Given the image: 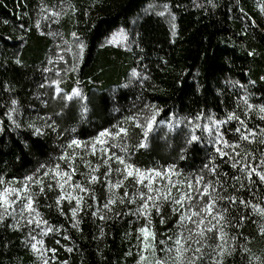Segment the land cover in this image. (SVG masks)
Returning <instances> with one entry per match:
<instances>
[{
  "label": "rangeland",
  "instance_id": "rangeland-1",
  "mask_svg": "<svg viewBox=\"0 0 264 264\" xmlns=\"http://www.w3.org/2000/svg\"><path fill=\"white\" fill-rule=\"evenodd\" d=\"M206 3L208 4L207 0H192L188 3L186 0L179 2L145 0L141 5L140 0H28L20 23L13 24L7 21L0 23V63L6 78L5 97L4 101L0 102V138L9 132L13 134V130L19 131L18 135H14V139H18L20 136L27 137L25 133L21 135L20 131L30 130L34 136L44 134L45 129L50 127L48 119L52 118V115L44 113L50 108V98L57 101L55 106H57L58 130L61 129L62 135L71 132L74 135L65 142L59 157L47 164V169L40 174L39 178L46 180V184L51 185V187H47L46 191L51 192L54 199L59 201L58 207L63 208L65 216L71 218L70 224L65 218L64 223L72 225L76 229H81L79 213L90 205L95 192L93 191L94 185H99L102 181L105 182L107 194L103 195L101 200H94L96 208L93 215H98L106 223L120 216H123L120 219L124 221L126 219L124 214L130 215L139 242V247L136 250L140 253V259L132 264H155L157 260L164 261L165 264H174L177 247L175 241L181 237L184 239L181 240L180 247L191 240L187 243L191 245V250L183 254L184 264H187L188 258L195 259L196 263H199L200 257H210L214 254L215 241L212 238L207 242L206 236L208 228L215 224L214 220L217 215L213 217L214 220H203L204 223L200 224L202 227L195 233L194 225L189 222L194 220L193 217L196 218L194 221L198 222L201 215L196 211L198 208L188 204L185 199L182 201L186 203L184 207L177 204L178 210L183 209V213L172 223H164L165 227L159 234L156 230L155 220H145L144 222L136 220L135 214L148 217L146 211L166 198L165 191L176 197L177 195L174 193L179 192L180 189L177 184L169 180L170 166H172L168 165L170 159L150 164L147 160L136 157L131 150V148L136 150L139 146H147L151 149L154 147L155 155L158 156L165 149V144L162 143L168 140V136L165 134H171L170 132L176 130L185 134L187 128L190 131L197 130L199 117L206 110L204 108L202 110L191 109L194 112L191 114L198 116L189 114L188 123H191L192 126H186L188 115L184 116L180 112L182 110H178V103L172 99L178 97L176 94L179 79L192 67L189 62L184 65V62L179 64L176 61L177 55L181 57L180 52L185 49L184 45L191 30L187 27L185 32L179 26L181 24L185 26L184 20L198 12L199 4L201 6ZM209 3L211 6L212 3L215 5V0H209ZM137 7L139 10H136ZM129 8L136 12L128 16L129 18H124V15H127L126 10ZM247 13L249 20L245 23L246 28L255 34L256 38L259 36L260 39H258L264 45V9H258V6L254 5ZM227 16L228 20L224 25L228 32H231L240 20L233 19L228 14ZM31 27H37L42 33L49 34L53 38L51 52L49 55L47 54L46 60L37 64H33L28 58V29ZM168 33H171L173 44L170 50L164 49L163 51L162 46L165 40L167 41ZM260 35L263 36L262 39ZM95 38H99V45L103 44L108 48L104 58L99 61V65L86 58L88 51L91 52L94 48ZM99 45L98 48H100ZM116 47H122L128 54L125 62L124 82L107 84L103 90L69 83V77L83 78L99 71L108 70L110 62L107 53L111 48ZM225 56L223 63L234 68L232 67L231 71H226L227 80L223 79L216 83L217 85H208V92H211L212 96H218L229 85L236 87L238 85L239 88H242V94L245 96H255L256 90L264 91V86L255 85L253 90L247 88L246 86L249 87L248 79L242 65L232 54L228 53ZM94 64L97 67L92 70ZM103 96L109 99L110 107L108 106L109 108L106 109L108 113L100 109V114L109 115L118 112L120 103L129 113L125 112L126 117L122 118L116 126L105 123L103 128L95 130L90 122V117L97 109L99 104L97 101H100ZM124 100H128V102L125 103ZM130 100L136 104L128 106ZM36 104L39 107L33 106ZM183 106L184 108L188 107L187 105ZM209 118L210 116L203 122V127L211 126ZM132 120H136L138 127L141 126V131L139 130L136 139L126 127ZM213 121L216 123V118ZM122 128L126 131L121 132ZM147 130L148 132H146ZM102 132H105V135L101 136ZM204 136L206 135L200 134V138ZM73 141H78L79 144H73ZM16 142L18 143L17 140ZM205 143L215 155V158L212 157L210 160V166L215 173L224 163L223 159L234 165L231 160H227V152L220 154L219 144L215 138L210 144L206 138ZM30 144L34 145L33 142ZM0 145L7 147L4 141ZM1 146L0 155L2 154ZM226 147H228L227 144L224 145V148ZM43 149V142L38 143L36 154L43 152ZM239 149L234 156L238 157V163L241 165L239 171L235 172L236 176L240 175V172L243 175L249 172V165L241 162ZM244 155L246 156V154ZM116 157H120L124 163H120ZM3 160L4 158L1 161ZM213 160H216L213 162L214 164H212ZM118 169L119 171H117ZM129 171L132 172L131 176L128 175ZM49 172H51L50 175ZM83 172L89 176L87 182L82 177ZM104 172H106V179ZM20 174L14 171L12 174L0 172V193H3L6 188L9 189L7 200L12 202L11 206H8L3 200H0V214L4 216L3 220H0V264H15L16 258L11 257L8 248L3 247V244L13 234L12 232H15L11 237L12 242L21 239L23 237L21 231L27 235L26 238H29L28 251H26L28 253L25 255L30 256L31 260L36 262L32 264H55L54 261H57V257L52 255L55 251L48 250L39 236L48 232L56 233L59 235L57 244L62 247L61 250L70 253L69 231L62 223L61 231L56 232L50 225V219L43 213L44 210H40L42 203L40 195L45 189L44 184L36 185L35 181L27 183L28 175L20 176ZM93 176L97 179H91ZM126 180H128V185L123 186L124 192H122L120 188ZM208 184L212 185V182L209 181ZM168 189L172 193L168 192ZM214 192L215 197L216 195L218 197L216 203L224 202V198L218 196V188ZM28 196L32 197L31 209L24 207L28 203ZM132 196L137 200L133 198L132 201ZM148 197L153 199L149 200ZM126 198L128 199L127 203H125ZM180 198L181 196H177L176 200ZM222 205L224 210V204ZM145 206L146 211L144 210ZM218 207L211 208L214 210ZM73 209L76 210L75 215ZM157 213H160L159 209H157ZM193 213H199V215L195 216ZM101 227H105V225ZM183 227L185 230L180 234L179 229ZM142 228L147 229L149 233H154V237L149 235L145 239L144 233L141 232ZM200 230L205 233L203 238L199 235ZM194 234L196 235L192 236ZM190 235L192 239H188ZM159 236L165 239L166 252L163 259L157 251ZM196 239L200 241V246L194 243ZM33 244L36 245L35 249L32 247ZM146 244L149 247L146 248ZM197 248L200 249L199 253L194 251ZM16 249L21 250L22 247L18 245ZM218 251H220V255L226 252L220 240L216 243V252ZM19 253L22 254V251ZM220 255H217L219 259L222 258ZM20 260L18 259V261Z\"/></svg>",
  "mask_w": 264,
  "mask_h": 264
},
{
  "label": "trees",
  "instance_id": "trees-1",
  "mask_svg": "<svg viewBox=\"0 0 264 264\" xmlns=\"http://www.w3.org/2000/svg\"><path fill=\"white\" fill-rule=\"evenodd\" d=\"M27 1L0 0V23L2 21L13 24L20 23ZM144 1L140 0V5ZM170 1L179 2L180 0ZM186 1L188 3L192 0ZM207 1L209 5L206 3V5L200 6L199 4L198 12L184 20L186 22L185 26L183 24L179 26L181 30L185 31L187 27L191 30L184 45L185 49L180 52L181 57L177 55L176 61L179 64L184 62V65L189 62L192 67L179 79L176 94L178 97L172 99L178 103V110H182L180 112L184 116L188 115L187 123L185 122L186 126H192L191 123H188L189 114L194 113L191 109L202 110L204 108L206 110L205 113L202 112L203 114L199 113L202 116L199 117L197 122V130L190 131L187 128L185 134L178 130L170 132L171 134H165V136H168V140L162 143L165 144V149L158 156L155 155L154 147L151 149L147 146H139L138 149L131 148V150L136 157L147 160L150 164H157V162L170 159L168 165L172 166H170L169 180L177 184L180 189L179 192L174 194L177 196H191V200H185L194 208H198L196 211L201 215L200 220H214L213 217L217 215L214 220L215 227L211 232L207 231L206 236L207 242L212 238L215 241L214 254L210 257H200L199 263L196 264H264V213L260 211V209H264V180L260 179V175L264 173V112L260 111V108L264 107V91L256 90L255 96H245L242 94V88H239L238 85L237 87L229 85L218 96H212L211 92H208V85L226 79V71L233 70V66L223 63V59L226 57L225 54L228 53L232 54L244 68L249 84V87L246 86L247 88H255V85L264 86V45L261 44L259 36H257L259 39L256 38L255 34L245 26V23L249 20L247 12H249L250 7L255 5L258 6V9H264V0H250L252 3L248 0H215V5L212 3V6L209 0ZM136 10H139L138 7ZM126 12L127 15L125 14L124 18L136 11L129 8ZM227 14L232 16L233 19L240 20L231 32H228L227 27L224 25L228 20ZM170 34H167V41L165 40L162 46L163 51L164 49L170 50L172 47L173 41ZM260 37L263 38L261 35ZM98 39H96L94 48L91 52L88 51L86 57L88 60H93L97 65L100 64L99 61L104 58L103 56L108 50L103 44V46L99 45ZM98 45L100 48H98ZM28 47L29 60L33 64L40 63L51 52L53 38L49 34L42 33L37 27H31L28 29ZM107 55L110 62L108 70L99 71L83 78L69 77V83L103 90L107 84L124 82L127 52L122 47H116L111 48ZM95 64L92 70L96 69ZM5 79V71L0 63V102H3L5 97ZM50 100V108L44 114L52 115V118L48 119L50 127L45 129L44 134L34 136L30 130L20 131L21 135L25 133L27 137L20 136L21 138L14 139V135H18L19 131L13 130V134L9 132V134L0 138V143L4 141L7 146L2 147L0 145L2 148L0 172H6L7 174H12L13 171L18 172L21 173L20 176L28 175V178L31 177V179L26 180L27 183L35 181L36 185L38 183L44 184L45 189L40 195V202H42L40 210L45 211L42 210L50 219L52 229L59 233L63 223L71 237L69 241L71 252L68 253L61 250L62 247L57 244L59 235L56 233L48 232L39 236V239L48 247V250L55 251L52 253L57 257V261H54L55 264H59L58 261L64 264H132V262L140 259V253L136 250L139 247V242L130 215L124 214L126 216L124 221L120 219L123 216H120L107 223L103 222L98 215H93L96 208L93 203L94 200H101L103 195L107 194V184L105 182L102 181L99 185H94L93 191L95 192L90 205L79 213L82 224L81 229L78 228V231L72 225H68L71 218L65 216L62 207H58L59 201L54 199L52 193L46 191L49 183L46 184V180L39 178L40 174L47 169V164L59 157L65 142L74 135L72 132L62 135L61 129L58 130L56 123L58 114L56 112L57 106H55L57 101H53L51 98ZM108 100L107 97L103 96L100 101H97L99 103L97 109L90 117V122L95 130L103 128L105 123L116 126L122 118L126 117L124 113L128 111L121 103L118 112L105 115V113H108L106 109L110 107ZM131 101L128 106L136 104L133 101L131 104ZM124 102L127 103L128 100H124ZM183 105L188 107L184 108ZM33 106L39 107L37 104ZM100 109L105 110V113L100 114ZM209 116L211 126L203 127V122ZM214 118H216V123L213 121ZM135 121H130L126 127L129 128L131 135L136 139L139 130L141 131V126L138 127ZM200 134L206 136L200 138ZM193 136L198 139H190ZM242 136L248 138L242 139ZM206 138H208L209 144L215 138L219 144L220 154L227 152V160H231L235 166L223 159L224 163L215 173L210 166V160L215 155L212 153V149L207 147L208 144L206 146ZM30 142H33L34 145L32 146ZM40 142H43L44 149L43 152L36 154V145ZM225 144L228 147L224 148ZM238 149L241 152V162L249 165V172L244 175L240 172V175L236 176L235 172L239 171L241 166L238 163V157H234ZM3 158L4 160L1 161ZM214 161L216 160H213L212 164H214ZM218 161L220 162V160ZM76 167L79 169L78 166ZM252 169H255V171H252ZM55 175L57 178V173ZM105 175L106 172H104ZM51 176L53 178V175ZM82 177L86 182L88 181L89 176L85 172H83ZM201 177L202 180L197 183L196 179ZM209 181L212 182V185L208 184ZM189 184H192V188H189ZM126 185H128V180L121 185L120 191L124 192L123 186ZM205 188L208 189L207 192H204ZM216 188H218V196L224 198L222 203H216V199L218 201V197L217 195L215 197L214 192ZM167 191L171 192L169 189ZM165 193L167 196L162 202L153 205L152 209L146 211L148 217L135 214L137 221L155 220L158 234L165 227L164 223H172L183 213V209L178 210L175 203L177 196L169 195L166 191ZM133 198L135 197H131L132 201ZM135 200L137 199L135 198ZM127 202L128 199L126 198L125 203ZM222 204H224V210ZM185 205L186 203L183 202L179 204L181 207ZM205 205L219 207L212 209L209 213L205 210ZM157 209L160 210V213H157ZM213 212L214 214H212ZM64 218L68 221V224L64 223ZM193 219L196 218L193 217ZM193 221L189 223L194 225L196 233L199 229ZM102 225H105V227H101ZM200 227L202 226L199 225ZM179 230L181 234L185 228ZM220 231L221 233H219ZM21 233L23 237L16 242H12L11 237L13 234L10 235L3 247H7L11 257L16 258L15 264L18 262L32 264L35 261L31 260L30 256L25 255L28 253L26 251H28L29 238H26L27 235L23 231ZM218 240L221 241L226 250L223 255H220V251L216 252ZM164 241V237L163 239L161 236L157 238V245L159 246L157 251H159L162 259L165 257L164 253L166 252ZM18 245L22 247L21 250L16 249ZM198 245L200 246V243ZM21 251L22 254L19 253ZM217 255L222 256V258L219 259ZM18 259L21 260L18 261ZM222 261L224 262L222 263Z\"/></svg>",
  "mask_w": 264,
  "mask_h": 264
},
{
  "label": "snow or ice",
  "instance_id": "snow-or-ice-1",
  "mask_svg": "<svg viewBox=\"0 0 264 264\" xmlns=\"http://www.w3.org/2000/svg\"><path fill=\"white\" fill-rule=\"evenodd\" d=\"M250 107H251V106H250ZM260 111H261V112H264V107H261V108H260ZM37 131H39V130H37ZM120 131H121V132H125L126 130L122 128ZM237 131H239V129H237ZM100 135H101V136L105 135V132H102ZM109 135H110V133H109ZM241 138H242V139H247L248 137H247V136H242ZM192 139H193V140H196V139H198V138L195 137V136H193ZM72 143H73V144H77V145L79 144L78 141H73ZM225 143H226V141H225ZM218 151H219V149H218ZM116 159L119 160L120 163H122V164L124 163V161L121 160L120 157H116ZM234 166H235V165H234ZM127 167H131V166H127ZM117 171H119V169H118ZM137 171H138V170H137ZM252 171H255V169H252ZM128 175L131 176V175H132V172L129 171V172H128ZM157 175H159V173H157ZM28 179H31V177H29ZM91 179L96 180L97 177L93 176V177H91ZM260 179H261V180H264V173H262V174L260 175ZM200 180H202V177L199 178L196 182L199 183ZM48 187H51V185H49ZM189 188H192V184H189ZM41 190H43V189H41ZM9 191H10V190L7 189V188L4 189V192H3V193H0V200H3V201L5 202V204H7L8 206H11V203H12V202H10V201L7 200V193H8ZM196 191H199V190H196ZM207 191H208V189L205 188V189H204V192H207ZM169 195H170V193H169ZM148 199H149V200H152L153 198H152V197H148ZM184 199H189V200H191L192 197H191V196H181V198H180L179 200H176L175 203H176V204H181V202H182ZM27 201H28V203L25 204L24 207H26V208H28V209H31V208H32V197H31V196H28V197H27ZM77 203H79V200H77ZM213 203H214V202H213ZM105 207H107V205H105ZM204 207H205V210H206V211H208V212H211V211H212L211 205H205ZM144 210H145V211L147 210L146 206H145ZM75 211H76V210L73 209V214H74V215H75ZM260 211H261L262 213H264V209H260ZM193 215L198 216L199 213H193ZM3 218H4V216H3L2 214H0V220H3ZM189 219H191V217H189ZM194 223L197 224V229H199V225H200V224H203L204 221H203V220H199L198 222L194 221ZM214 227H215V225H212L211 227L208 228V231H212V229H213ZM141 232L144 233V235H145V239H147V237H148L149 235H152V236L154 237V233H149V232L147 231V229H143V228H142V229H141ZM199 235L201 236V238H203L204 235H205V233H204L202 230H200ZM182 239H184V238L181 237V238L176 239V241H175L177 247H176V258H175V260H174V264H184V256H183V254L186 253V252H188L189 250H191V245H190V244H187V243H185L183 247H180V245H181V240H182ZM188 239H192L191 235L188 237ZM194 243L199 244L200 241H199V240H195ZM32 247L35 249V248H36V245L33 244ZM145 247L147 248V247H149V245L146 244ZM218 247H219V246H218ZM169 251H171V249H169ZM194 251H195L196 253H199V252H200V249L197 248V249H195ZM155 264H165V262H164V261L157 260V261L155 262ZM187 264H196V261H195V259L188 258V260H187Z\"/></svg>",
  "mask_w": 264,
  "mask_h": 264
}]
</instances>
